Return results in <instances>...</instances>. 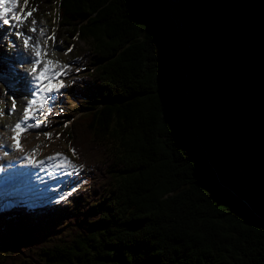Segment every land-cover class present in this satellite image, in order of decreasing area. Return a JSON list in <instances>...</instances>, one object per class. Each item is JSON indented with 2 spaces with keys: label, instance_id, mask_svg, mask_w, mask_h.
Instances as JSON below:
<instances>
[{
  "label": "trees",
  "instance_id": "obj_1",
  "mask_svg": "<svg viewBox=\"0 0 264 264\" xmlns=\"http://www.w3.org/2000/svg\"><path fill=\"white\" fill-rule=\"evenodd\" d=\"M36 1L88 45L60 135L95 177L63 223L0 231V262L264 264V0Z\"/></svg>",
  "mask_w": 264,
  "mask_h": 264
},
{
  "label": "rangeland",
  "instance_id": "obj_2",
  "mask_svg": "<svg viewBox=\"0 0 264 264\" xmlns=\"http://www.w3.org/2000/svg\"><path fill=\"white\" fill-rule=\"evenodd\" d=\"M53 2H54L53 0L48 1L47 5L53 8V5H54ZM16 7H17V3H16ZM23 10L26 14L29 12L36 13L34 15V18H35L34 20L37 22L35 24L37 26V34L39 35L41 39H43L44 48L46 49L47 54L50 56V58L53 61H59L61 65H65L66 63L64 62V60H66L68 63L77 67V62H76L77 57L75 56V53L79 54L80 51L84 50V49H81L80 47L87 48L88 45L77 37L75 38L68 37L67 29H63L62 32H59V33L61 36H63L67 40V42L70 45H72V48L74 46L73 44L75 43H78L79 46H76L75 49L72 50L71 48H69L70 45H64L63 47L65 48V50H62L61 43L59 41H53V39H51L52 37L51 30L55 31V28L53 27L56 24L55 22L52 27V23H48L52 21L51 10H48V11L45 10L43 12V15H40L39 13L37 14L36 11H33V9L31 10L27 9L24 5H22V2H20L18 4L17 11L21 12ZM32 21L28 23L25 29H21L16 32L15 31L11 32L10 28L4 27L2 22L0 21V32L4 33L3 36L0 35V40L4 39V43H7V42L11 43V45L6 46V49L4 48L2 51L6 52L7 54H10L13 57L12 61L14 64H16L17 62H22L24 57L27 60L26 62L29 63V57L27 56H30V53H29L30 51L28 50V47L25 46L21 42V39L24 38V36L27 35V33H29L31 28L35 27ZM40 29H44L43 37L40 35V31H39ZM58 31L60 30L58 29ZM18 33H20L21 35H18ZM37 34H36V38H37ZM45 38H49L47 39L46 46H45ZM69 49L71 50L69 51ZM16 65L21 67V69L17 67L18 68L17 70L14 65H9V70L13 73L16 81L15 79H12L11 77L10 78L5 77L6 79L3 81V84L6 83L5 85H8V83L10 82L12 83V85H14L15 97L12 98L11 96L8 95L10 88L7 86V89H6L7 97L5 96L3 99V102H4L2 103L3 110L0 112V160L5 159V157L1 153H3L4 148H7L10 145L9 141H10V134H11V125L19 117L20 113L22 112L23 106L28 98L27 94L29 91V86H31V82H32L31 80L28 79V76L26 75V72L27 73L31 72L32 67L28 65L27 63L25 64V62H24V66H21L18 63ZM74 66L71 67L72 70L75 68ZM71 74H72V71L70 73L62 74L60 78L58 79L60 81L63 80L62 82L64 84V87H62L60 90L64 92V95L60 98L55 97V101L53 102L54 107H55L54 113H57V110L61 111L57 114V116H54L56 120H61L65 117L74 118L78 114V112H76L77 110H75L77 106H76V103L71 93L72 83L70 80H67L69 79V76H71ZM75 76L76 77L74 78V80L76 81V85H84L85 82H81V79L84 78V72L81 74H75ZM28 81L29 82L31 81V82L29 83ZM10 99H14L16 101L12 102ZM12 103H15L14 111L12 110L13 109V106L11 105ZM45 114H46V109L44 108L41 112V116L37 120H35L33 123L37 121L42 122L45 117ZM62 128H65V127H62ZM54 129L60 130L61 128H56L55 124H53L51 126L42 125L39 128L29 129L24 135L25 141L29 143V145L26 147V150L27 148H31V149L37 148V146L39 145V148H38L39 154L44 155V152L45 154L62 153L63 155H65V157L68 158V161L72 164L71 162L72 159L70 157V153L72 151L70 152V149H73L72 147L74 145L76 147L78 154L80 153V151L78 150H81V149L79 148V146H76L77 145L76 142L71 143L72 144L71 145L69 144L68 141L65 142L62 139H59V137H57L55 133L51 135V139L46 138L44 133H51ZM11 140H12L11 144L13 145V138H11ZM12 148L10 149V153H12V150H14ZM96 150H99V148L94 145L93 151H96ZM72 155H73V152H72ZM73 156H76V152H75V155ZM10 159L12 160V158ZM70 199H72L71 204L69 206V209L71 210H76L79 206L81 207L83 203L86 201V197L81 196L80 194L74 195ZM9 202H12V204ZM12 207H13V201H6L2 196H0V211H3V213H0V225L4 226L6 224V222L4 221V217H5L4 214H8L10 216L12 215L13 213L12 212L13 210L11 211ZM60 223H63V221H61ZM74 223L66 224V225H70L71 227V225H73ZM0 264H9V263L8 261L3 260L2 262H0Z\"/></svg>",
  "mask_w": 264,
  "mask_h": 264
},
{
  "label": "snow or ice",
  "instance_id": "obj_3",
  "mask_svg": "<svg viewBox=\"0 0 264 264\" xmlns=\"http://www.w3.org/2000/svg\"><path fill=\"white\" fill-rule=\"evenodd\" d=\"M27 3V0H25ZM11 4L15 6L16 0H0V6L5 4ZM35 11V9H33ZM9 12H12L11 7H4L3 8V14L7 16ZM27 16L31 15V12L26 14ZM13 18L18 19L21 23H23V19L20 17H16L15 13H13ZM3 23L8 24L9 19L5 18L3 19ZM33 25H35L37 22L35 20L32 21ZM31 31L35 32L37 29L35 27L30 29ZM40 35L44 36V29H40ZM18 35H21L18 33ZM47 39L45 38V46L47 45ZM53 41H55V37H51ZM25 46H28L29 40H24ZM71 49H69L70 51ZM33 51L36 57V60L34 62V65L31 69L33 75V79L36 82V88L31 93L32 99L29 100L27 106L24 109V115L21 120H19L15 126L12 128L13 132V147L17 150L24 151V149L21 147V145L18 143V135L22 132H27L31 128H39L43 124H46V122L37 121L35 123L29 124L27 123L30 119L35 120L36 114L39 112L40 108H44L46 104L49 103V101H55V96L52 95V93H59L60 89L64 87V84L62 81L58 80V77H60L62 74H64V69L67 67L66 65H61L59 61H52V60H43L42 57L47 55V52L45 49H42L39 42H37L33 46ZM43 64V67H40V65ZM39 69V71H38ZM46 82V84H45ZM38 105V107H34ZM13 111L15 110V103L13 104ZM45 137L48 139H51V133H44ZM39 145L37 148H34L31 150V153H26L24 156V160L28 163H33L32 156H34L38 151ZM70 151L73 152V155H75V150L70 149ZM48 161H56L59 160L60 163L55 164L54 166L57 169L64 168L67 170L68 168H75V165H72L68 158L65 157L62 153H54L50 157L45 158ZM44 161H36L35 164L38 166L40 164H43Z\"/></svg>",
  "mask_w": 264,
  "mask_h": 264
},
{
  "label": "bare ground",
  "instance_id": "obj_4",
  "mask_svg": "<svg viewBox=\"0 0 264 264\" xmlns=\"http://www.w3.org/2000/svg\"><path fill=\"white\" fill-rule=\"evenodd\" d=\"M17 7H16V4H15V6H13V8H12V12L16 9ZM3 10V9H2ZM27 57H29V56H27ZM28 63V62H27ZM26 75L28 76V79L29 80H31L32 79V73L31 72H26ZM26 88H28V87H26ZM19 143V142H18ZM20 144V143H19ZM21 145V144H20ZM26 147L27 146H23L22 145V148H24V151L26 150ZM24 151H20V150H17L16 148H15V150H12V153H11V158H12V161L14 160V157H19V155H20V153H22V152H24ZM65 156V155H64ZM10 187H12V184H8L7 186H4L2 189H0V190H3V189H7V188H10ZM17 188V191L19 192L20 191V188L17 186L16 187Z\"/></svg>",
  "mask_w": 264,
  "mask_h": 264
}]
</instances>
